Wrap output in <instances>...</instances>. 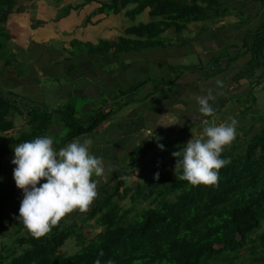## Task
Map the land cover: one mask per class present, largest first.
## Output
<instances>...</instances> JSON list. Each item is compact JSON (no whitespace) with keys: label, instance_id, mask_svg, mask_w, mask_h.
I'll return each instance as SVG.
<instances>
[{"label":"crops","instance_id":"obj_1","mask_svg":"<svg viewBox=\"0 0 264 264\" xmlns=\"http://www.w3.org/2000/svg\"><path fill=\"white\" fill-rule=\"evenodd\" d=\"M15 1L26 11L10 27L13 40L23 49L16 57L21 76L15 77L11 69L0 84L16 81L20 93L35 88L38 100L52 111L64 107L76 112L79 121L88 126L98 109L107 111V104L110 107L117 96L142 83L136 94L141 102L129 104L119 117L111 116L106 125L77 137L91 138V152L106 164L159 137L163 138L160 141L175 142L169 145L174 147L199 135L204 118L193 97L206 94L209 88L215 93L217 80L223 81L224 87L212 102L214 122L233 116L239 121L238 133L258 127L261 96L257 92L264 88V44L254 70L250 48L252 36H264V0H214L210 7L213 15L186 25L182 19L176 21L161 34V45L148 49L131 48L129 42L139 40L132 37L115 44L128 31L123 19L134 20L131 12L145 0H128L130 5L121 11L110 8L113 0H90L76 10L79 1L66 0L62 11H57L52 0ZM70 6L73 10L68 14L65 9ZM150 10L147 4L135 15L144 24L158 20L150 16ZM108 42H114L112 49L101 52L94 48ZM79 99L88 101L77 112ZM60 115L68 118L67 113ZM51 128L60 137L61 129Z\"/></svg>","mask_w":264,"mask_h":264},{"label":"trees","instance_id":"obj_2","mask_svg":"<svg viewBox=\"0 0 264 264\" xmlns=\"http://www.w3.org/2000/svg\"><path fill=\"white\" fill-rule=\"evenodd\" d=\"M115 2L121 7L128 4V0ZM147 4L151 7L150 16L159 19L128 29L126 34L139 37L138 41L129 42L134 49L161 45V34L176 21L182 19L187 23L209 15L208 12L203 15L198 12L204 9L196 0H145L133 10V15L139 14ZM211 4H208L209 8ZM110 8L114 10L117 7L111 5ZM14 9H20L15 0H0V74L17 57L13 51L11 31L5 25L6 12L11 13ZM263 44L264 36L256 33L251 48L254 55L251 70L255 64L259 65L257 57ZM141 85L117 96L107 111L98 109L88 126L83 125L77 116L69 117V121L60 114L61 118L44 110H26L8 98L2 91H5L4 87L0 86V225L10 221V216L16 217L11 212L20 208L23 199V193L13 179L15 167L11 168L4 161L14 153L13 146L46 135L55 124L54 128L61 129L60 137H56L58 134L55 132L51 133L57 149L79 136L92 133L111 116L118 114L119 117L124 107L141 102L143 99L136 98ZM18 116L23 117L29 131L8 137L7 133L14 130V118ZM243 134L249 138L240 141L236 137L223 152L222 158L229 159L230 163L220 170L218 184L210 187H189L186 181L176 179L181 172L172 173V167L161 163L167 158L166 161L175 165L176 159L170 151H161L157 140L140 144L118 159L115 157L113 164L120 177L118 182H132L137 170L146 177L133 194L131 207L124 206L123 210L119 204L116 205L110 199L112 191H109L97 208V213L99 210L105 213L96 219V211L88 215L89 219L94 217L100 230L93 231L88 240L81 232L75 233L82 246L76 254L69 255L67 250L60 253L65 234L58 233L39 240L18 238L13 244L15 247L1 248L0 264H108L109 261L112 264H264V231L261 230L264 226V126ZM4 137L9 140L4 142ZM184 145L181 144L176 151L182 150ZM139 164L143 166L137 169ZM115 178L116 173L112 180ZM114 187L113 191L117 192V186ZM122 191L124 194L133 193V184H127ZM143 202L147 204L146 208L141 207ZM133 209L136 211L132 215ZM16 224L17 229H22L20 223ZM89 227L92 231L93 224ZM242 251L247 253L246 258L241 257Z\"/></svg>","mask_w":264,"mask_h":264},{"label":"clouds","instance_id":"obj_3","mask_svg":"<svg viewBox=\"0 0 264 264\" xmlns=\"http://www.w3.org/2000/svg\"><path fill=\"white\" fill-rule=\"evenodd\" d=\"M65 1L66 0H52L57 11H62L65 6V4L62 3ZM78 1V4L73 8L75 10L82 6H86L85 4L90 0ZM196 1L200 2L201 0ZM113 2V5H116L117 9L119 7V11L130 5V3H128L124 7H121L118 5L119 1L117 4L115 0H113ZM102 4L103 2L100 7H102ZM60 5H63V7L59 8ZM5 9L7 10V7H5ZM73 9L71 6L69 7L70 11ZM99 10L100 9H96V11ZM129 11L131 12V10ZM25 12L26 11L23 9H14L11 13L7 11L6 27L10 29V27L16 24L20 19L19 15H25ZM66 13L69 14L70 12L66 11ZM132 17L135 18L136 15ZM182 22L186 25L187 23L189 24L195 21L191 20L187 23L184 21ZM148 23H142V25ZM12 35L13 33L10 32L11 37ZM131 37L133 39H139L135 34L129 35L125 33L122 40L126 42L127 39ZM253 37L254 36H252V42ZM120 41L121 40H118L115 44L120 43ZM12 42L15 47L13 51L16 55L18 51H23L19 43H16L13 38ZM26 43H28V41H26ZM112 44H114V42H108L105 47L103 45H94V48L103 52L106 51L107 48L112 49ZM66 50L70 51V49ZM23 64L25 63L23 62ZM17 65L18 60L14 57L12 63L6 67L7 70L0 74V80L6 77L7 73L10 74L11 69L15 71V77H20L21 75L16 69ZM1 84L0 86L2 87L3 85L7 92L5 93L2 89L4 94L19 106L27 108L26 110L37 109V112H43L42 110H44L46 112L56 113L57 116L60 113L70 112V114H67V120L69 121V117L77 116L76 112L72 113L71 110H64V107L52 111L46 103L38 100V96L35 95V88L32 89V92L20 93L15 89L16 81ZM223 87V81L217 80V91L215 93L209 88L206 90V94L195 95L193 97L200 116L204 118L201 121L202 130L199 135H192V138L183 146L182 150L176 151L181 144L169 147V145L175 142L158 141L157 147H159L161 151H170L172 156L176 159L175 173L178 170L181 172L179 176H176V179L186 181L189 187H210L217 185L220 170L230 163L229 159L222 158V154L225 149L234 142L235 138L239 136L237 135L239 121L237 118L229 116L222 123L217 124L214 122L216 109L213 107L212 102L216 100L219 90ZM100 109L103 110L104 108ZM18 118L23 119L22 116H18ZM208 118L213 119L210 120ZM102 124L103 126L106 125L105 122ZM102 124H100L98 128L102 127ZM55 125L53 127H55ZM16 127L17 124L15 122L14 129H16ZM54 131L53 128H50L47 130L46 135L13 146L14 153H11L4 159L5 163L11 168L15 167L13 170V179L16 187L22 191L23 199L20 202V208L14 209L11 212V215L16 214V217L10 216V221L0 225V250L2 247H15L16 245L13 244H15L18 238L39 240L49 233H52V229L64 228L61 231L56 230L53 235L55 236L58 233L65 234L66 238L60 248L63 247L67 239L74 237L76 240V250L72 253L71 251H67L70 253L69 255L76 254L81 250L82 246L77 241L76 234L70 235L69 227L75 226L81 218L88 217L86 221H94V219L101 217V213H105V211L99 210L97 213V208L98 206L100 208L101 201L106 199V193L109 191H112V193L109 194L110 199L112 198V201L116 205L119 204L123 210L125 209L124 206H127V208L131 207V198L133 194L139 189L142 183H144V178L146 177L141 175L138 172L139 170L133 174L134 180L132 182H118L120 177L117 175V172H115L116 169L113 162L106 164L102 157H98L91 152V147L93 145V140L91 138H84L83 140L75 138L73 141L57 149L54 146L55 139L51 136V133ZM20 132L21 130L18 133ZM18 133L16 136L19 135ZM11 159H13L11 161L12 164L9 162ZM166 160L168 159L165 158L164 161ZM137 169L140 168L138 167ZM115 173L116 178L112 180ZM158 178L159 173L156 174V179ZM122 179L125 178L122 177ZM41 181L45 182L41 183ZM121 183H123V187L119 188ZM126 183L133 184V193L124 194L122 189L127 186ZM115 185L117 186V192L113 191ZM143 204L145 203L143 202L141 207H143ZM135 211L136 209H133L131 214L133 215ZM78 212L80 214H78ZM92 212H95V218L89 219ZM16 223H20L21 227L23 226L22 229H17ZM58 223H64V225L58 226ZM90 224H92V222ZM99 230L100 228L94 231L98 232ZM92 233L93 232L90 234ZM81 235L88 237V235H84L82 232ZM97 264H99V262H97ZM108 264H112V262L109 261Z\"/></svg>","mask_w":264,"mask_h":264},{"label":"rangeland","instance_id":"obj_4","mask_svg":"<svg viewBox=\"0 0 264 264\" xmlns=\"http://www.w3.org/2000/svg\"><path fill=\"white\" fill-rule=\"evenodd\" d=\"M212 2H214V0H201L200 2H197V4H199V7H201V9H204V10H206L207 9V7H208V4L210 5ZM66 11H69V12H71L70 10H69V8L67 9H65ZM204 10H200V11H198V12H201V15H203V14H205V13H207L208 12V14H210V15H213V12H212V10L210 9V8H208L207 9V11H204ZM198 15H199V13H198ZM150 20V22L152 21V19H149ZM155 20V19H154ZM123 21H124V27H126L127 29L128 28H132V27H141L142 26V23H143V21L141 20V19H139L138 18V16H136L135 17V19L134 20H132V18L131 17H127V18H124L123 19ZM168 44V43H167ZM59 46H60V44H59ZM1 78V77H0ZM264 93V88L260 91V92H257V95L259 96V98H260V96H261V98L259 99V101H260V103H258L257 104V108L260 110L259 111V114H257V118H256V121H257V125H258V127H254V130H259V129H261L263 126H264V97L262 96V94ZM88 100H86V101H83V100H81V99H79V100H77V104L75 105V110L77 111V112H79V108L82 106V105H84L86 102H87ZM107 102H108V100H107ZM105 104V103H104ZM106 107L107 108H109V105L107 104L106 105ZM95 114V113H94ZM90 118L91 117H93V115L92 116H89ZM89 117H87V118H89ZM87 120H89V119H87ZM86 120V121H87ZM14 121L16 122V124H17V127H16V129H14L12 132H9V133H7V135H8V137H15L16 135H17V133L20 131V130H22L23 128H25L26 127V124H25V122L24 121H22V118H14ZM85 121V122H86ZM19 127V128H18ZM29 131V126H27L23 131H21V132H26V131ZM65 133V132H64ZM63 133V134H64ZM237 135H239L238 137H239V140L241 141V140H244V139H247V138H249V136H244V134H243V132H240V133H238L237 132ZM4 139L5 140H3L4 142H6V141H8L9 139L7 138V137H4ZM161 139H163L162 137H159V139H158V141H160ZM191 138H188L187 139V141L185 142V145H186V143L190 140ZM184 145V146H185ZM165 150V149H164ZM13 157H14V155H13ZM168 158H170V157H168ZM13 159H11L9 162L12 164V161ZM162 164H165V165H167V166H169V167H172V169H171V171H172V173H175V165H173L172 163H170L169 161H167V162H164V161H162L161 162ZM129 164V161H128V163L126 164V165H128ZM125 165V166H126ZM140 166H138L139 168H141L142 166H143V164H139ZM177 172V171H176ZM127 184H130V183H127ZM125 202V201H124ZM143 207H147V204L145 203V204H143L142 205ZM92 222V224H93V229H92V231H90V223ZM64 225V223H58V226H63ZM100 226H99V224L97 225V223H95V221H86V219H84V218H81L79 221H78V223H76V225L75 226H71V227H69V230H70V235H72V234H75V233H79V232H82L84 235H88V237H87V240L88 239H90L89 237H92L93 236V233L92 234H90L91 232H93L94 230H96V229H98ZM64 228H57V229H52V233H49L48 235H46L45 236V238H50L53 234H54V232L56 231V230H58V231H61V230H63ZM261 230H263L264 231V226H262V228H261ZM25 232V231H24ZM259 232H261V231H259ZM258 232V233H259ZM42 239V238H41ZM64 250H68V251H71V253L74 251V250H76V240H75V238L73 237V238H69V239H67L66 240V242L64 243V245H63V247L60 249V253L61 252H63ZM70 254V253H69ZM241 257L242 258H246L247 256V253H243V251L241 252ZM220 262H215V263H213V264H219ZM236 264H240L239 262H237ZM243 264H245V263H243Z\"/></svg>","mask_w":264,"mask_h":264}]
</instances>
